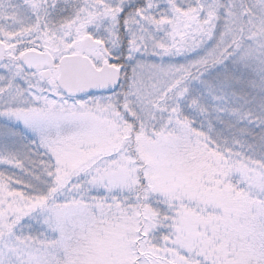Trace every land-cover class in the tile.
Listing matches in <instances>:
<instances>
[{
    "label": "snow or ice",
    "instance_id": "obj_1",
    "mask_svg": "<svg viewBox=\"0 0 264 264\" xmlns=\"http://www.w3.org/2000/svg\"><path fill=\"white\" fill-rule=\"evenodd\" d=\"M0 264H264V0H0Z\"/></svg>",
    "mask_w": 264,
    "mask_h": 264
}]
</instances>
